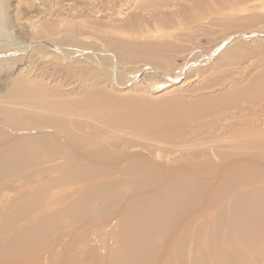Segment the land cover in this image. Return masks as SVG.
Wrapping results in <instances>:
<instances>
[{
    "label": "bare ground",
    "instance_id": "bare-ground-1",
    "mask_svg": "<svg viewBox=\"0 0 264 264\" xmlns=\"http://www.w3.org/2000/svg\"><path fill=\"white\" fill-rule=\"evenodd\" d=\"M253 1L256 0H190L191 10L180 8V21L177 23L181 27L180 32L193 30L194 27L204 33L202 27L238 30L226 40L228 48L220 57L205 59L209 62L202 67L212 64L204 68V72L198 69L194 78L179 77L173 87L162 83L164 88L160 92L154 91L157 94L162 92V96L196 95V100L188 105L168 101L164 110L154 112L144 108L140 113L113 114L109 109L126 106L131 98L120 99L101 89L87 93L85 87L78 88L68 84L61 75L62 79L49 74V70L58 67L56 59L61 52H57L58 57L55 55L51 62L48 57H42L40 61L35 59L33 46L36 40L31 38L29 31L23 39L18 33L19 30H23V33L29 30L27 26L16 30L13 28L9 35L0 32V79L3 81L5 78L3 83L0 82V184L7 181L13 186L12 191L7 189L0 196V264H150L157 258L164 261L162 264H173L169 255L173 254L174 261H178L189 245V227L184 226V223L190 216L174 219L171 215L195 208L205 214L213 207L222 206L224 190L229 195L235 194L228 205L230 210L238 206L241 196L252 195L256 198L264 193L261 190L263 188L252 186L257 177L264 178V172L260 173L257 168L263 165L255 157L257 152L238 148L247 132H254L257 127L259 129L260 120L257 116L258 113L264 114V109L258 111L250 108L249 112H243L239 104L247 103L255 107L261 100L264 101V70L248 75L250 78H246L247 83L239 89L234 88L243 82L242 78L230 80L231 86L224 87L220 84L223 79L209 80L211 78L206 77L210 70L221 68L228 56L233 55L232 60L235 62L243 57L244 54L238 49L241 45L238 40L252 33L241 31L243 29H240L239 22L245 20L237 17L233 9L235 6H232L234 4L230 6L229 2L241 5ZM150 5L156 6L158 2L154 1ZM252 8L260 10L258 6ZM229 10L236 13L231 16L233 22L224 20L230 17L225 13ZM132 11L125 13L122 19L127 20ZM237 12L246 14L247 10ZM213 16L217 18L211 21L209 18ZM4 17L1 20L8 21ZM246 20L251 21L250 18ZM170 23L163 17L157 23L160 24L162 37L169 41L181 34L174 36L169 33L171 29H176L175 26H168ZM253 34L256 38L262 37L260 33ZM167 40H163L160 47L151 49L150 45L138 46L125 42L115 45L121 55L142 56L147 50H155L164 52L162 55L165 59H168L165 53L186 50L177 44L178 41L165 42ZM4 53L12 54V59L4 58ZM21 54L26 58V64L21 68L18 64L12 65L15 60H21L18 58ZM201 61L193 58L186 66H196ZM261 67H264V63ZM204 83H207L208 88H200ZM121 87V90L126 88L123 84ZM198 90L203 91L198 93ZM130 91H135L139 97L136 99L147 98V93L151 92L140 88ZM130 91H125L122 96L134 97ZM75 93L78 96L70 99L69 95ZM102 106L108 109L103 111ZM233 108L239 110L240 117L232 113L223 115L213 123L215 129H211L209 136L203 131L209 124L199 126L200 135L195 144L203 146L204 142H212L210 140L214 136L211 139L210 134L222 129L221 137L214 139L220 145L211 150L203 146L181 155L175 160L176 167L169 170L168 175L173 173V177V174L170 177L161 176L155 160L156 171L152 174L145 153L142 156L128 154L130 149L145 148L141 138H179L180 131L185 130L190 120L204 119L212 113ZM248 115L257 118L244 128L241 122ZM233 120L240 122L227 125ZM224 123L226 125L220 129V124ZM113 127L125 129L120 132L126 134L122 133V136L113 137L112 140L106 139V136L98 138V135L109 133ZM127 134L138 135L141 141L129 142L134 137L129 138ZM97 138L100 140L96 141ZM45 156L53 166L34 170L41 165ZM149 158L153 159L151 154ZM167 161L173 163L171 158ZM202 161L209 162V165L215 164L216 168H198L196 163ZM254 168L258 170L257 173L254 172L248 178L246 172ZM45 172L49 174L48 180L32 187L34 180ZM212 175H215L214 179L208 182L207 177ZM226 176L231 179L225 180ZM131 180H136L132 184L138 189L128 196L123 194V188ZM244 180L249 181L248 185L242 186L243 189L238 188L242 182L245 183ZM100 202H108L111 206V211L106 212L107 217H103L105 213L97 208ZM117 208L119 214L115 215ZM66 224L77 226L73 234L66 235V230L62 237L56 231L51 235L48 233ZM90 230L94 231L89 234ZM45 238L49 240L44 242ZM156 238L161 239L158 245L155 243ZM160 253L162 257H155Z\"/></svg>",
    "mask_w": 264,
    "mask_h": 264
},
{
    "label": "rangeland",
    "instance_id": "rangeland-1",
    "mask_svg": "<svg viewBox=\"0 0 264 264\" xmlns=\"http://www.w3.org/2000/svg\"><path fill=\"white\" fill-rule=\"evenodd\" d=\"M154 1H157L158 5H150ZM209 4L211 5L213 3ZM231 4L235 6L233 9L236 10L237 14H235L237 17L244 18L245 20L239 22L241 24L240 29H243L241 31L243 33L251 32L252 34L238 40L241 43L238 49L244 54L243 57L237 58L238 61L235 62L232 60L233 55L228 56L225 62H222L221 68L210 70L206 74V77L211 78L209 80L223 79L220 84L224 85V87L226 85L227 87L231 86L232 80H240L242 78L243 82L234 88L239 89L247 83L246 78H250L248 75L264 70V67H261L264 63V19H262L264 18V11L262 10L264 8V0H256L241 5L239 3L229 2L230 6ZM190 6V0H0V32L9 35V33H12L13 28L16 30L17 28L27 26L29 30H26L24 33L23 30H19L18 33L23 39L26 38L29 31L30 35H32L31 38L33 37V40H36L33 46L36 51L35 59L40 61L42 57H48L51 62L52 60L54 61L55 55H58L57 52H61V55L59 57L57 56L58 58L56 59V62L59 64L58 69L49 70V74L56 75L60 79L64 78L68 84L76 85L78 88L85 87L84 91L86 92L88 90L87 93H90L93 89H101L120 99L131 98V101L129 100L126 106L121 105L118 107L115 106L114 108L109 106L111 108L109 111L113 114H131L138 111L140 113L141 109L144 108L154 112L155 110H164L166 104L169 103L168 101L188 105L196 100L198 98L196 95L179 94L162 96V92L157 94L154 91L160 92L164 88L162 83L171 84V87H173L175 85L174 82L179 80V77L186 78L189 76V78H194L198 69L204 72V68L207 69L212 64L210 63V65L202 67L201 65L209 62L205 59L213 60L220 57L222 52L228 48L225 44L226 40L238 30L230 29L225 31L224 28L214 29L213 27H202L205 31L204 33L194 27L193 30L180 32L181 27L177 24L180 21V8L190 9ZM255 6H258L260 10L257 11L252 8ZM142 7L144 9H141ZM212 8L215 9L213 5ZM131 10L133 11L130 17L127 20H123L124 14ZM240 10L241 12H246L247 10V12L246 14L244 12H237ZM225 13L230 17L228 16V20H224L226 22H233L234 19H231V16L235 15L234 12L229 10ZM4 16L8 21H6ZM3 17L5 21L1 20ZM162 17L167 18L171 22L168 26L176 27V29H171L168 32L174 36L181 33L180 36H177L176 39H170V41L162 37L163 34H161L160 24H157ZM214 18H217V16L210 17L209 19ZM246 18H250L251 21H247ZM253 33H260L262 37L256 38ZM181 39L183 41H180ZM163 40L171 43H177L176 41H178L177 44L183 46L182 48H186V50L180 53H165L168 57V59H165L166 57L162 55L164 52L160 51L158 53L155 50H151V52L147 50L144 54L142 53V56L138 54L137 56L121 55L115 45L117 42H125L138 46L150 45L151 49L154 46L160 47L164 43ZM9 54L4 53L2 56L6 59H12V54ZM19 55L18 58L21 60L18 62L15 60L11 64H18L21 68L26 64V58L22 54L21 56ZM193 58L196 60L202 59L201 64L192 67L186 66L190 59ZM52 64L54 63L52 62ZM60 75L63 77L61 78ZM4 80L5 78H3V81L0 79V82L3 83ZM122 84L126 88L121 90ZM206 84L204 83V86L201 85L200 88H208ZM133 88H140L144 91L151 92L147 93V98L136 99L139 98L138 95L135 91H130ZM125 91H130L134 97H123L122 95ZM201 91L203 90H198V93H201ZM65 93L69 94L68 92ZM77 94H70V99L77 97ZM239 108L243 112H249L250 108H254L253 110H262L264 109V101L261 100L255 107L247 103H241L239 104ZM104 109H108V107L104 108L102 106L103 111H105ZM181 111L183 109L179 112ZM227 113L237 114V116L239 115L238 117L241 115L239 110L233 108L229 111L222 110L221 112L212 113L204 119H192L186 124L187 127L185 130L180 131L179 138L172 139L168 137L163 140L141 138L143 144H145L142 146H145V148L142 147V149H139L137 147L130 149L128 154L129 156H142L145 153L147 155V165L152 174L156 171L155 167L157 164L161 171V176L170 177L173 173L168 175L170 173L169 170L172 167H176L175 160L181 155L194 152L203 148V146L207 148L206 150H211L220 145L214 139L219 136L221 137V128L222 125H226L225 123L220 124L221 130L210 134V136L212 135L211 139L214 136V139L210 140L212 142H204L205 144L203 146L200 144L199 146L201 147H199L198 143L195 144V141L199 138L200 132H198V129L201 124H209L206 130L202 129L205 131L204 134H208L209 136V132L212 133L211 129H215L213 123ZM257 117L260 120L259 129L257 127L254 132H247V136L242 138L243 141L239 143L238 148H240L239 150H242V148L253 149L257 152L255 157L264 165V114L258 113ZM257 117L248 115L241 123L246 128L247 124ZM239 122V120H233L227 122V125ZM124 130L113 127L109 130V133L101 136L98 135V138L101 139L106 136V139L110 138L112 140L113 137L116 138L123 134L125 135L126 132H120ZM127 135L129 138L134 137L131 139L128 138L129 142L140 140L138 135ZM98 138L96 141L100 140ZM5 140H8V138H5ZM193 141L194 143H192ZM186 142L189 143L185 144ZM225 143L226 145H231V143ZM193 144L196 146L193 147ZM142 151L144 152L141 153ZM150 154L153 159L149 158ZM169 158H171L172 164L167 161ZM208 163L207 161H202L199 164L196 163V166L201 169L207 166L211 170L216 168L215 164L209 165ZM263 165L257 167L260 173L264 172ZM52 166L53 164H51L50 159L45 156L41 165L36 166L37 168L35 167L34 170L48 169ZM254 169L253 171L250 169V171L246 172L248 178L254 172L257 173L258 170L256 168ZM47 176L49 174L45 172L40 178H36L32 183V187H37L40 184L39 182L47 181ZM173 176L175 174L171 177ZM214 177L215 175L207 177L208 182H210V179L212 181ZM224 178L227 180L230 177L226 176ZM134 181L136 180H131L126 184L123 188V194L126 193L130 196L134 190L138 189L135 184H132ZM244 182L238 188L248 185L247 182L249 181L244 180ZM253 182L255 183L252 186H258L263 188L261 190H264V178L257 177ZM7 189L12 191L13 186L9 185L7 181L0 184V196ZM223 193V205L213 207L212 210L207 211L205 214H203V211H198L195 208V211L187 210L185 212H179L176 215H171L174 219H180V217H182L181 219H185V216H190V219L184 223V226L189 227L187 229L189 231L188 235L190 236L188 241L189 245L186 247L184 255L178 261H174L173 254L169 255L173 264H264V193L262 192L263 194L256 198H253L252 195L241 196L238 199V206L231 210L228 208V205H230L231 199L235 198V196L233 198L235 194L229 195L225 190ZM97 208L105 214L107 211H111V206L108 202L98 203ZM105 214L103 217H107V214L106 216ZM116 214H119V209L115 212ZM76 228V225L71 226V224H66L58 229H52L53 231L49 230L48 233L51 235L56 231L62 237L63 233H65L63 231L66 230V235L73 234ZM93 231L90 230L89 234ZM196 231L197 234H195ZM191 236H193L192 239ZM156 239V245L160 244L161 239ZM48 240L49 238H45L43 241L47 242ZM161 253L155 257H162ZM190 253L191 256L189 255ZM157 260H153L150 264H162L164 262L161 259L159 260V258ZM142 264L148 263L142 262Z\"/></svg>",
    "mask_w": 264,
    "mask_h": 264
}]
</instances>
